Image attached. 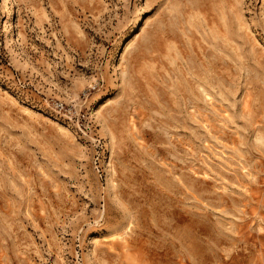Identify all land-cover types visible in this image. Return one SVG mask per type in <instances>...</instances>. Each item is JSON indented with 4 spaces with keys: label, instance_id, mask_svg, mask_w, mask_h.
Returning <instances> with one entry per match:
<instances>
[{
    "label": "rangeland",
    "instance_id": "rangeland-1",
    "mask_svg": "<svg viewBox=\"0 0 264 264\" xmlns=\"http://www.w3.org/2000/svg\"><path fill=\"white\" fill-rule=\"evenodd\" d=\"M264 0H0V264H264Z\"/></svg>",
    "mask_w": 264,
    "mask_h": 264
},
{
    "label": "bare ground",
    "instance_id": "bare-ground-1",
    "mask_svg": "<svg viewBox=\"0 0 264 264\" xmlns=\"http://www.w3.org/2000/svg\"><path fill=\"white\" fill-rule=\"evenodd\" d=\"M264 7V6H263ZM264 9V8H263Z\"/></svg>",
    "mask_w": 264,
    "mask_h": 264
}]
</instances>
